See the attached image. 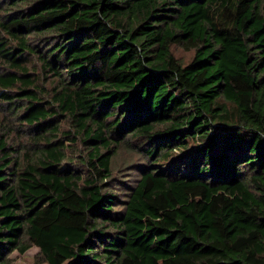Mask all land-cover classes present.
Wrapping results in <instances>:
<instances>
[{
	"label": "trees",
	"instance_id": "obj_1",
	"mask_svg": "<svg viewBox=\"0 0 264 264\" xmlns=\"http://www.w3.org/2000/svg\"><path fill=\"white\" fill-rule=\"evenodd\" d=\"M0 111V264H264V0H0Z\"/></svg>",
	"mask_w": 264,
	"mask_h": 264
},
{
	"label": "rangeland",
	"instance_id": "obj_2",
	"mask_svg": "<svg viewBox=\"0 0 264 264\" xmlns=\"http://www.w3.org/2000/svg\"><path fill=\"white\" fill-rule=\"evenodd\" d=\"M172 52L174 56L182 63L186 64L192 57L193 51H185L179 46H173ZM29 69L31 72H34L38 78V83L40 85L44 84L41 82L42 75L38 68L36 62L32 59L29 64ZM4 115L0 111V124L4 123ZM11 121L9 123L10 127H15L17 123ZM14 124V125H13ZM12 125V126H11ZM18 126V125H17ZM66 127V126H65ZM65 129H68L67 127ZM26 135L23 131H16L13 134L15 141H18V144H25L28 142ZM22 138V139H21ZM141 157L139 153L127 145H123L118 149V152L112 159L111 170L112 178L115 186L121 187L124 189L125 185H131L132 180H136L137 174V165L141 162ZM8 264H47L43 262L39 255V249L36 246H31L28 250L23 253L18 251H13L8 258Z\"/></svg>",
	"mask_w": 264,
	"mask_h": 264
}]
</instances>
